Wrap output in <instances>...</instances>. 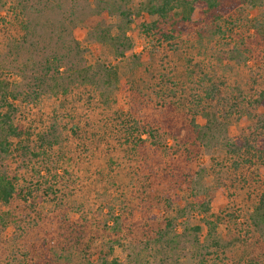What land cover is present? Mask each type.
I'll return each mask as SVG.
<instances>
[{"label": "rangeland", "instance_id": "374dc122", "mask_svg": "<svg viewBox=\"0 0 264 264\" xmlns=\"http://www.w3.org/2000/svg\"><path fill=\"white\" fill-rule=\"evenodd\" d=\"M143 2L0 0V115L29 133L7 136L0 116L16 190L0 202V264H264V171L228 149L264 139V0L175 49L143 29ZM162 118L167 133L130 129ZM191 119L203 139L184 168Z\"/></svg>", "mask_w": 264, "mask_h": 264}, {"label": "trees", "instance_id": "16d2710c", "mask_svg": "<svg viewBox=\"0 0 264 264\" xmlns=\"http://www.w3.org/2000/svg\"><path fill=\"white\" fill-rule=\"evenodd\" d=\"M249 1L251 0H144L143 8L147 15L154 18V20L150 24L144 26L143 29L151 31L160 42H165L168 48L175 49L177 44L176 42H172V40L196 30V25L206 27L210 23H219L230 27H236V22L242 21V7ZM213 97V90L205 91L204 98L206 100H212ZM2 99L4 100L6 108L12 110L13 106L6 103V94L2 96ZM255 103L264 110V90L259 93ZM0 116L1 124L7 136L12 138L29 136V133H27L24 128L20 125L13 124L9 111ZM167 121L168 119L166 118L154 121L153 123L147 121L145 124L140 125L139 129L132 123L130 129L135 130V128H137V138L142 135L151 138L158 130L167 133L169 129L172 128L171 123ZM201 138L203 139L201 129L191 119V121H189V128H187L186 133L183 134V140H181L183 146L177 149L181 157L179 156L175 159V164L179 165L183 163L184 168L189 166L191 160L194 159L199 152ZM2 145H6V140ZM228 149L230 156L236 158L232 163V165H235L234 168L244 166V164H255L257 168H263L262 171H264V139L260 143H257V141L250 142L245 138L236 139L228 144ZM180 173L184 177H188L189 175L188 172H183L182 170ZM152 179L155 178L152 177ZM148 185L150 188L151 183L148 182ZM15 194L16 190L12 178L6 179L0 177V202L4 204L9 203L10 199ZM199 206L203 217H212L215 221L217 220V217L210 213L208 202H201ZM256 209L260 211L259 217L264 219L263 200H260ZM207 222V224L210 225L209 221ZM197 229L198 227H196V230ZM88 264L97 263L89 259ZM99 264H115V261L109 262L106 259H100Z\"/></svg>", "mask_w": 264, "mask_h": 264}]
</instances>
